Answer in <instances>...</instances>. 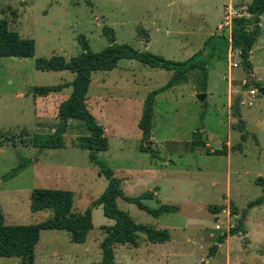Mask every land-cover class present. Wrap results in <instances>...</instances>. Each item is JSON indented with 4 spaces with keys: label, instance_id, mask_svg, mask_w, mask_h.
Returning a JSON list of instances; mask_svg holds the SVG:
<instances>
[{
    "label": "rangeland",
    "instance_id": "1",
    "mask_svg": "<svg viewBox=\"0 0 264 264\" xmlns=\"http://www.w3.org/2000/svg\"><path fill=\"white\" fill-rule=\"evenodd\" d=\"M251 1L0 0V19L7 18L10 28L36 42L34 56L0 57V212L6 224L38 223L53 215L52 209L31 210V191L36 187L72 191L76 213L84 212L107 189L108 179L90 161V151L73 145L81 132L78 119L71 121L65 147L41 149L31 144L35 133L56 130L59 105L70 97L72 86L47 96H35L32 89L74 78L70 70L37 69V58L78 55L81 34L92 50H102L110 44L105 27H111L117 43L168 59L187 61L201 52L210 55L206 101L196 95L201 92L196 85L199 70L191 71L188 83L155 96L149 140L143 139L139 127L144 102L167 83L172 72L124 58L113 70L93 73L87 103L109 138V149L97 152L98 158L121 178L126 195L153 191L154 198L144 200L149 207L166 203L180 207L155 217L119 197V209L137 223L168 228L171 240L151 242L142 234L138 247L116 244L114 264H264V202L248 209L250 201L264 195L258 182L264 180V93L260 91L264 87V16L250 52L249 70L240 56L228 54L225 38L229 34L232 40V32L218 28L230 17L228 7L236 4L231 12L247 14ZM251 73L254 80L249 78ZM255 80L259 88L247 86ZM237 101L249 132L242 149H235L242 134L235 128ZM195 132H202L207 146L193 147ZM225 144L227 154L213 153ZM141 145L152 152L141 150ZM20 164L25 166L12 175ZM231 204L248 209L249 234L228 235L240 217L232 213ZM210 205L225 208L213 213ZM92 217L94 226L83 243L73 242L65 230H41L35 264L99 263L105 237L102 226L115 221L104 214L102 205L92 208ZM222 236L226 238L220 243ZM0 264H21V259L4 256Z\"/></svg>",
    "mask_w": 264,
    "mask_h": 264
},
{
    "label": "trees",
    "instance_id": "2",
    "mask_svg": "<svg viewBox=\"0 0 264 264\" xmlns=\"http://www.w3.org/2000/svg\"><path fill=\"white\" fill-rule=\"evenodd\" d=\"M248 14L235 17L233 19L232 48L240 50L242 63L249 70L252 67L250 52L261 33L260 19L264 12V0H252L246 9ZM252 28H251V27ZM110 44L102 50L91 49L87 37L83 34L78 39L82 46V51L75 56L65 57L63 55H53L51 57H39L35 61V66L39 70H70L74 73L73 80L56 85L35 86L32 93L35 96H47L50 93L63 90L67 86H72L70 97L59 105L56 130L49 134L35 133L31 144L41 149L62 148L66 146L65 134L71 128V120L81 121L78 125L81 131L73 145L81 149L89 150V159L98 165L101 172L108 179L107 189L95 199L91 206L84 212L73 211L74 195L70 190L36 187L31 191V210L38 212L52 209L53 215L46 220L32 224H6L5 216L0 212V257L17 256L21 259V264H35V247L39 241L41 230L61 229L70 234L71 240L77 243L86 241L89 231L93 228L92 208L98 205L103 206L104 214L114 219V224L103 225L105 237L101 242L102 260L96 264H114L116 244H131L138 247L141 235L151 242H166L171 240V233L168 228H156L146 224L137 223L126 212L118 208L117 199H123L136 203L141 209L147 210L155 217L162 214L177 212L178 205L160 204L156 208L149 207L144 200L154 198L153 191H147L138 197L128 196L124 193L122 180L115 174V171L108 166L104 160L98 158L97 152L109 149V138L105 134V129L88 107L87 98L92 83V76L97 71H110L117 67L121 59H136L153 68H163L172 72V76L166 84L153 91L145 100L139 127L143 133V139L149 140L152 136L153 113L155 96L161 92L175 87L178 84L188 83L190 72L199 70L196 85L201 92L208 89V63L209 53H199L187 61H177L168 59L160 54H155L148 50H138L127 43H117L114 29L105 27ZM210 38L207 40L209 42ZM225 40L228 41L227 38ZM36 52V42L33 38L23 37L18 31L10 28L7 18L0 19V57H31ZM254 85L257 88L261 84L255 80L247 86ZM264 93V92H263ZM233 107L234 116L239 119L235 128L242 132L241 141L235 145V149H242L243 142L247 139L249 132L246 131L245 123L238 108L239 101ZM234 106V105H233ZM193 147L203 144L207 146L202 138V132L193 134ZM141 150L152 152L147 146L141 145ZM215 154H227V144L224 148L213 151ZM25 164H20L12 173L21 170ZM263 185V178L258 179ZM264 202V195L252 200L248 204V209L260 205ZM233 214L239 215L237 225L229 229L228 235H246L245 220L248 209L239 210L231 204ZM225 207L221 205H210L209 209L213 213L223 211ZM226 237L219 238L222 243ZM215 252V248L212 249Z\"/></svg>",
    "mask_w": 264,
    "mask_h": 264
},
{
    "label": "crops",
    "instance_id": "3",
    "mask_svg": "<svg viewBox=\"0 0 264 264\" xmlns=\"http://www.w3.org/2000/svg\"><path fill=\"white\" fill-rule=\"evenodd\" d=\"M236 5V4H235ZM234 5V6H235ZM234 6H230V7H228L229 9H230V11L228 12V15L230 16L229 18L232 20V23H231V26L230 27H228V28H226L227 30H230V32H232V30H233V19L235 18V17H238L237 15H240V16H242L244 13H241V14H236L235 15V11L233 12V10H232V12H231V8L233 9V8H235ZM243 7L245 6V5H242ZM246 9H247V7H246ZM232 13H233V15H232ZM246 13H247V11H246ZM248 14V13H247ZM262 16V15H261ZM262 22H263V19H260V26L262 25ZM224 22H220V24H219V27L223 24ZM218 27V28H219ZM219 30H220V28H219ZM221 31V30H220ZM231 35H227V39H228V42H229V56L230 55H232V54H236V55H238V56H240L241 57V53H240V50H236V52H233L234 51V49L232 48V40H231V38H229ZM214 42V41H213ZM215 43V42H214ZM213 43V44H214ZM213 47H214V49H217V46H215V44L213 45ZM253 48V47H252ZM251 51H252V49H251ZM242 58V57H241ZM196 92V91H195ZM207 92V97H208V90L206 91ZM231 91L229 90V92H228V98H230V96H231V93H230ZM88 96H89V93H88ZM87 101H88V98H87ZM230 104H231V102L229 101V106H230ZM72 121V120H71ZM98 121V120H97ZM101 124V123H100ZM105 129V128H104ZM245 229L247 230V227L245 226ZM246 234H249L248 232L246 233ZM231 236V235H230ZM248 238V237H247Z\"/></svg>",
    "mask_w": 264,
    "mask_h": 264
},
{
    "label": "water",
    "instance_id": "4",
    "mask_svg": "<svg viewBox=\"0 0 264 264\" xmlns=\"http://www.w3.org/2000/svg\"><path fill=\"white\" fill-rule=\"evenodd\" d=\"M262 15L264 16V12L262 13ZM249 78L253 79V80L255 79V76L253 75V73H251L249 75ZM260 91L264 92V87L260 88ZM196 95H197V98L199 99V101H201L203 103L206 101V98H207V93L206 92H199ZM244 238L247 239V237H244Z\"/></svg>",
    "mask_w": 264,
    "mask_h": 264
},
{
    "label": "built area",
    "instance_id": "5",
    "mask_svg": "<svg viewBox=\"0 0 264 264\" xmlns=\"http://www.w3.org/2000/svg\"><path fill=\"white\" fill-rule=\"evenodd\" d=\"M232 23V20L228 18L219 28L220 30L224 31L226 28L230 27ZM234 65H237V63H234ZM254 92V91H252Z\"/></svg>",
    "mask_w": 264,
    "mask_h": 264
}]
</instances>
